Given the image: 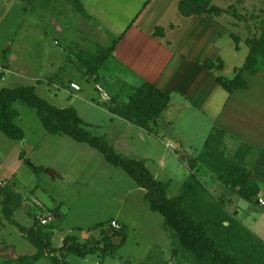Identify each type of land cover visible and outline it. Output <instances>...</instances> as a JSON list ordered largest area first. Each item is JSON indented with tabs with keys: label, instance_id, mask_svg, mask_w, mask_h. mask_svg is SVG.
<instances>
[{
	"label": "rangeland",
	"instance_id": "obj_1",
	"mask_svg": "<svg viewBox=\"0 0 264 264\" xmlns=\"http://www.w3.org/2000/svg\"><path fill=\"white\" fill-rule=\"evenodd\" d=\"M85 1L89 9L101 10L110 27L121 32L128 28L127 18L133 9H141L147 0ZM160 1L150 2V9L156 10L154 20L160 9L170 8V1ZM183 2V13L203 32L201 37L191 33L193 55L219 56L224 63L220 73L231 79L234 69L243 66L250 46L264 39V0ZM61 4L67 9H60ZM77 4V0H0V89L33 86L44 102L65 108V87L75 84L79 90H72L68 99L74 96L78 103L84 102L74 105L78 115L89 122L82 127L99 136L109 128L108 119L114 118L120 104L135 99L149 109L161 102L149 90L136 95L141 81L116 72L119 64L109 59L115 40L102 35L105 31L100 25L85 16L78 24L70 19L81 13ZM211 7L220 13L215 14ZM180 28L183 35L186 27L184 31ZM54 30L64 45L57 37L52 41ZM233 38L238 41L237 51ZM61 44L62 50L56 51ZM256 56L255 69L264 74L261 47ZM250 83L264 88V82L251 79ZM86 92H90L89 99L84 97ZM13 107L18 112L15 124L23 139L11 140L0 131V187L12 195L9 208L13 214L10 219L4 213L0 196V264H53L54 259L58 264H202L174 241L172 229L145 201L146 192L120 168L65 135L48 134L35 110L24 103L17 101ZM171 114L174 128L162 124V135L178 144L185 139L183 145L176 144L174 151L169 145L167 148L172 150L167 153L154 137L131 127L127 138L119 137L117 152L130 159H147L148 171L168 183V199L177 196L189 181L196 190L187 205L195 217L222 220L228 230L221 242L229 253L245 259L247 264H264V208L258 201L264 199V194L259 195V179L248 172L254 153L213 129L205 134L209 125L197 110L174 108ZM129 122L138 124L136 119ZM116 123L113 121L112 132L104 138L111 146L116 144ZM200 133L205 136L198 137ZM190 138L194 142L186 141ZM169 154L174 157H167ZM159 163L164 166L159 167ZM223 174L235 179L246 194L253 189L251 181L258 194L244 201L239 189L230 186ZM44 219L46 224L41 222ZM12 221L42 237L48 248ZM113 223L119 228H113ZM107 228L116 232L111 246L103 249ZM69 235L79 243L98 242L102 251L83 259L51 251Z\"/></svg>",
	"mask_w": 264,
	"mask_h": 264
},
{
	"label": "crops",
	"instance_id": "obj_2",
	"mask_svg": "<svg viewBox=\"0 0 264 264\" xmlns=\"http://www.w3.org/2000/svg\"><path fill=\"white\" fill-rule=\"evenodd\" d=\"M152 1L154 2L155 0H151L150 2ZM161 1L159 3H161ZM168 1H170L167 2L169 3L168 7L170 6L171 9H160L159 16L155 20L152 18V14L155 13L156 10L150 9L153 2L151 4L149 2L150 5L148 4L144 8L142 6L141 9H133L127 18L128 28H124L123 31L117 32L120 30L110 27L105 21V17L101 10H91L87 7L85 0H77L80 7H78V9H82V11L81 13L79 12L71 15L70 19L75 22V24H78L80 22L78 20L81 18L84 19L83 16L92 18L100 25V29L105 31L102 35H109L111 39L116 41L109 54V59H111L114 64H119V70L121 69V72L119 70L116 72L122 77L136 76L141 81L139 86L148 84L159 92L169 96V102L156 122L157 126H154L151 122L148 123V127L152 129L151 133L138 125L130 123L128 120L119 118L116 114L114 118L108 119L109 125H107V127L109 128L99 136L106 138V136L112 132L113 121H116L118 122L116 126L119 130L116 136H114L116 144L112 146L116 153H118L117 151L119 150V142H117L119 137H121V139L127 138L128 136H126V133L128 132V128L131 127L139 129L147 136L154 137L159 141L161 146L163 145V150L165 152H170L172 149H168L167 146L171 145V148H173L178 142H174L170 138L165 137L164 134L162 135V124H165L166 128H174L173 116L171 114L174 108L178 111L187 109L197 110L203 119L208 122L209 126L205 134L213 129V131L249 147L250 152L254 153L255 159L249 166V170H251L249 172L255 178L259 179L258 182L256 181L259 188V195H263L264 88L259 85L252 86L250 80L254 79L264 82V74L257 72L252 75L247 72L249 76L246 77V71H243L242 77L247 84V88L237 89L232 93H228L224 90L217 83L216 78L218 76H222L225 79L228 77H224L220 73L221 70H206L202 65L203 61L206 59L215 60L219 56L198 58V56L193 55L191 51L193 47L191 33L194 32V34L197 35L196 37H201L203 32L198 29V24L192 25L190 19L180 13L178 4L181 0ZM59 8L65 9L66 7L61 4ZM181 26L182 31H184L183 28L186 27V31H184L183 35H181L182 32H180ZM156 29L162 31L161 35H154ZM51 36L52 41L54 37L61 40L55 30L51 33ZM105 41H108L107 38ZM62 44L64 45L63 41ZM62 44L60 48L56 46L58 47L56 51L59 52V50H62ZM41 45L44 46L43 44H40V46ZM45 52H47L46 48ZM68 88L65 87L67 91L65 95L67 97H64V100H68V107L65 108L71 107L76 111L74 105L79 102V99L74 96L68 99L69 96L71 97L70 92L73 90L71 87V89ZM88 93H84V97L87 99H89L90 96ZM85 98L81 99L86 100ZM80 102L84 104L83 101ZM125 104L127 103H122L120 105ZM79 118L82 120V125L83 123H89L80 116ZM205 134L201 135L200 133L198 137H203ZM193 138L187 139L186 141L190 140L192 143L194 142ZM184 141L185 139L181 140V144L178 145H183ZM174 150L175 148H173V151ZM118 154L128 158L122 153ZM170 156L174 157L170 154L167 157ZM137 161H142L145 166L147 159ZM163 166L164 165L159 163V167ZM46 171L52 172L51 174L55 173L52 170ZM239 205L240 200L238 206Z\"/></svg>",
	"mask_w": 264,
	"mask_h": 264
},
{
	"label": "trees",
	"instance_id": "obj_3",
	"mask_svg": "<svg viewBox=\"0 0 264 264\" xmlns=\"http://www.w3.org/2000/svg\"><path fill=\"white\" fill-rule=\"evenodd\" d=\"M151 0H147L143 8L149 4ZM181 0L178 4L180 13L188 17L187 13H183L180 5L183 4ZM79 7V5L77 4ZM80 8V7H79ZM202 11H204V8ZM215 14L220 11L216 7H211ZM82 11V9H80ZM161 30L156 29L155 36L161 35ZM235 42V50H238L237 39L233 38ZM113 43V46L115 45ZM264 50V39L256 44L255 42L250 46L244 64L241 68L234 69L235 76L231 80H226L222 76L216 78L217 83L228 93H232L237 89L247 88V84L242 77V72L246 71L252 75L257 73L255 69L257 63V50ZM113 48V47H112ZM112 50V49H111ZM206 70L220 71L223 67V62L220 57L215 60L206 59L202 63ZM144 89V90H143ZM147 90L152 91L157 95L160 104L158 106L145 109L143 104L137 100L130 99L129 103L118 106L117 116L124 120H138V126L152 132L148 127L151 122L157 126L156 122L159 119L162 111L166 108L169 102V96L154 89L152 86L146 84L138 89L136 95L147 94ZM17 101L24 103L27 107L34 109L36 116L40 120L45 131L51 135H65L76 143L86 144L90 148L102 154L107 163L113 167L120 168L128 177H130L139 188L144 190L145 201L149 203L150 209L153 212L160 214L166 225L173 231V239L184 251L190 256L194 257L200 263L205 264H247L245 259H239L231 255L228 249L222 244L221 238L227 237L228 227H224L222 220L209 217L201 219L195 217L191 212V207L187 205V201L196 189L193 185L186 181L184 189L173 199H168L166 192L168 183L162 182L154 178V176L146 169L142 161L132 160L116 153L103 137L93 136L90 132L82 127V120L77 115L73 108H57L51 106L40 99L36 94L33 86H20L12 89H0V131L9 139L20 141L23 139L22 131L16 126L15 119L18 117V112L13 105ZM151 105V103H149ZM249 172V171H248ZM250 173V172H249ZM225 181L231 183L230 186L239 189V196L250 201L258 194L256 184L249 182L252 191L249 194L243 193L244 187L238 185L235 179H231L227 174H223ZM0 196L3 198V211L12 219V211L9 208L12 202V195L9 191L0 187ZM12 223L22 231H24L32 240L41 241L44 247H47L46 241L31 231L24 230L17 223ZM116 232L109 228L104 230L103 240L105 241L103 249L111 246V239L113 233ZM117 232H121L117 231ZM216 232L218 234H216ZM101 249L98 242H84L79 243L73 236H66L62 245L54 248L51 251L57 253H69L79 258H86L89 255H94ZM102 251V250H101ZM53 264H58L57 260H53ZM67 264V263H65ZM129 264V263H124Z\"/></svg>",
	"mask_w": 264,
	"mask_h": 264
},
{
	"label": "built area",
	"instance_id": "obj_4",
	"mask_svg": "<svg viewBox=\"0 0 264 264\" xmlns=\"http://www.w3.org/2000/svg\"><path fill=\"white\" fill-rule=\"evenodd\" d=\"M70 87L73 89V90H75V91H78L79 90V87L77 86V85H75V84H71L70 85ZM258 201H259V204L264 208V199H262V198H259L258 199ZM41 222L43 223V224H46V220L44 219V220H41ZM113 228H119V225H117V224H115V223H113Z\"/></svg>",
	"mask_w": 264,
	"mask_h": 264
},
{
	"label": "water",
	"instance_id": "obj_5",
	"mask_svg": "<svg viewBox=\"0 0 264 264\" xmlns=\"http://www.w3.org/2000/svg\"><path fill=\"white\" fill-rule=\"evenodd\" d=\"M47 172L52 173V172H50V171H47Z\"/></svg>",
	"mask_w": 264,
	"mask_h": 264
}]
</instances>
